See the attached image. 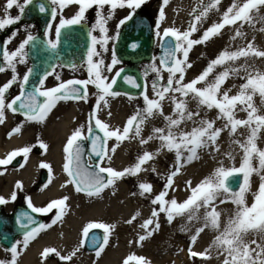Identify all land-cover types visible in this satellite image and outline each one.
Segmentation results:
<instances>
[{
	"label": "snow or ice",
	"instance_id": "snow-or-ice-1",
	"mask_svg": "<svg viewBox=\"0 0 264 264\" xmlns=\"http://www.w3.org/2000/svg\"><path fill=\"white\" fill-rule=\"evenodd\" d=\"M149 0H49L53 5L50 16L56 21L59 16V23L54 28V39L47 41V46L51 50H56L63 30L71 29L74 26H82L86 23V13L95 8L96 20L91 26L88 37L90 40L86 53L84 66L72 65L75 71L78 67H85L87 78L84 80L70 79L61 81L57 74L55 79L60 81L57 86L45 89V81L52 76L53 71H48L39 80L40 87L32 91H27L33 70L29 68L27 74L22 78L18 76L17 65L27 64V47L35 42L36 36L30 32L14 51L7 50V45L18 35L13 32L11 36L3 42V66H0V73L11 72L10 79L0 86V124L5 122L7 111L21 114L28 122L38 124L44 123L48 115L56 108L61 101H83L88 102L90 98L89 86L96 91V103L89 114L87 123V134H83L81 128H77L67 139L63 148L64 163L63 171L67 174L68 183L74 186L75 193H83L89 199H102L106 190L114 188L117 181L126 177H136L141 172L148 171L144 167L154 161L165 150L175 154L173 169L166 177H163L165 184L163 190L151 199V204L158 206L151 211V218L140 224V228L146 233L138 236L133 241L138 245L151 238L160 228L159 216L164 214L169 224L177 217L184 218L187 223L181 227V231L188 233L194 229V234L190 240L195 244L198 237L205 230L215 233V238L211 245L203 253H196L189 248L191 257H199L207 261L210 259L220 260L221 264H264V149L258 146V142L264 138V71L256 66V60L264 59V50L255 43V37L251 41L244 31L245 26L255 31L264 33V0H232L230 6L220 11L223 0H197L198 7L194 8L190 15L192 20L189 27L181 31L176 28H165L160 30L161 22L165 20L166 14L163 6H167L170 0H162V7L159 10V19L156 23V36L161 40L163 55L155 58L145 69V77L149 73L155 74V79L151 81L150 90L153 94H148V85H145L142 93L143 107L138 108L134 115L127 119L122 128L111 129L108 123L102 122L97 113L108 109L110 99L126 95L119 91H114V86L119 79L132 88H140V84L131 76H121L123 69L115 72L109 79L108 74L120 63L115 51H112L111 62L106 64L105 55L110 51L109 43L117 39L121 26L133 20L137 10L146 5ZM34 0H6L0 15V31L7 27L18 24L26 14L29 6ZM76 6L77 11L71 18H65L62 13L66 8ZM18 9V14L13 17L10 10ZM128 9L129 14L117 23V34L109 36V23L114 19L117 10ZM41 14L49 10L45 4L38 5ZM210 14H218L219 19L214 22L202 35L193 39L195 33L200 31L204 22ZM257 25L261 27L257 28ZM51 30L53 26L48 25ZM230 28L233 32L230 40L245 41L234 50L225 47L215 59L209 61L207 67L196 78L186 81V73L193 67L189 62V55L197 45H205L213 38L222 35L223 30ZM99 33V36L93 33ZM135 50L137 45L133 44ZM217 68L222 69L217 72ZM167 73L166 81L163 73ZM215 73L210 80L209 77ZM239 78L243 83L238 86V91L230 95L232 88H225V84L230 79ZM14 85H19L20 94L8 101V94ZM259 97L260 103H255V97ZM40 98H43L42 100ZM129 100L135 99L129 96ZM172 106V114L166 115L163 110L164 103ZM195 102V109L189 105ZM215 109L217 115L215 119L207 118V113ZM238 112L246 113V118H237ZM108 116H111L109 111ZM162 118L164 127H153L151 134L146 138L143 136L144 127L155 118ZM224 121L222 127H216L217 121ZM193 126L190 130H185L188 123ZM22 127V126H21ZM21 127L15 128V132H21ZM93 128L102 135H97ZM243 129V132L239 130ZM227 131L231 141L229 151L225 153L230 161H235L233 146H238L242 152L239 167L235 163L231 167H225L224 161H220V166L215 171L203 179L195 187L189 180L186 182V190L190 195L183 202L176 199H167L169 190H175L174 178L181 174V170L193 161L201 158L200 153L208 151L209 154L220 152L218 143L222 132ZM243 136V139L239 137ZM114 140L113 145L109 141ZM137 140L140 145H147L152 141H159V149L155 152L143 151L138 155L133 166L124 170H115L110 166H101L110 163L117 149L125 142ZM89 141L91 155L87 163L84 160L85 149L83 142ZM40 148L47 149L44 143L39 144ZM31 148L25 147L22 151L12 152L6 159L0 160V165H7L17 155L27 156ZM97 157L99 162H93L91 157ZM41 168L51 169L48 164L42 163ZM151 171L156 173V168ZM3 173H0L2 175ZM106 174V176H105ZM259 177L258 190L253 192V202L249 205L246 201V194L251 190L252 177ZM242 178L238 184V190L231 187L232 181ZM51 180L49 181V183ZM17 189L22 186L17 183ZM48 187L43 185L41 191ZM139 194L141 196L151 195L153 185L147 182L138 183ZM115 192L113 191V195ZM135 195V193H133ZM17 199L16 192L11 195V201ZM65 196L47 204L46 207H35L31 198H27V206L32 213L46 215L53 209H57L55 218L50 224H38L37 220L23 213L17 224L24 229L23 239L14 243L9 249L10 258L0 260V264H19V258L29 244L34 241L41 232L50 229L57 222L62 221L66 214ZM219 201V203H217ZM9 203L8 199L0 197V205ZM231 203L235 206L229 214L226 222L222 223L224 211L220 205ZM140 216L139 212L126 223L132 225ZM155 225L149 230V226ZM199 225V226H197ZM91 229H102L104 232L102 240L94 234L89 237ZM115 230V225L103 223H89L83 229L79 247L70 254L61 256L54 248H45L41 252V264L54 254L61 261H72L82 247L84 240H89L93 248H97L95 256L99 258L109 244V239ZM213 253L215 256H213ZM150 264L144 257L130 255L123 264Z\"/></svg>",
	"mask_w": 264,
	"mask_h": 264
},
{
	"label": "bare ground",
	"instance_id": "bare-ground-1",
	"mask_svg": "<svg viewBox=\"0 0 264 264\" xmlns=\"http://www.w3.org/2000/svg\"><path fill=\"white\" fill-rule=\"evenodd\" d=\"M232 0H226L229 7ZM264 9L261 10L263 15ZM261 25H257L259 28ZM244 31L248 34L249 41L255 37L257 46L262 44L261 33L252 28L245 26ZM111 116H108V112ZM85 114V108L82 101H74L62 103L52 110L44 123H32L22 121L18 127H21V132H12L13 126L10 124L13 115L6 114L5 122L0 124V160L6 159L12 152L19 151L29 145L32 138L37 135L40 139L38 142L47 145L40 156H27L24 163L14 171H7L0 176V186L4 183L3 192L11 198L13 192H16L17 199H22L27 202V198L35 207H46L48 203L56 199H62L67 196L66 214L62 221L57 222L50 229L41 232V234L32 241L28 248L25 249L19 258V264H41V252L45 248L56 249L61 256L67 255L71 250L79 246L81 235L84 227L89 223H103L106 225H115V230L110 236L114 235L119 239L116 244L105 247L99 258L86 257L84 260L89 264H115V255L117 252L132 250L138 255H143L147 261L151 263L165 261L167 257L153 258L151 238L142 242V245H135L133 241L138 239L141 224L151 218L152 209L148 207L142 209L143 205L151 203V199L157 195L155 189L151 195L141 196L139 194L138 183L147 182L148 179L155 178L151 170L141 172L136 177H126L117 181L114 188L105 191L102 199H89L83 193H75L74 186L68 183L67 174L63 171L64 152L63 148L66 145L67 139L77 129L81 128L82 116ZM99 116L104 117L109 123L124 120L125 115L117 108L109 106L108 109L99 111ZM38 124V125H37ZM10 128V129H9ZM244 138V137H243ZM142 146V145H141ZM143 147V146H142ZM235 161L227 160L224 163L225 167H231L233 163H240L235 151ZM40 163L48 164L51 169V182L46 183L48 187L41 191L42 187L35 188L36 185V169ZM135 163H132L133 166ZM147 168H152L149 164ZM220 166V160L217 158L206 156L203 160L192 162L182 170V179L192 176V180L197 181L204 176H210L217 167ZM197 167L198 169H195ZM199 171V173L197 171ZM189 175V176H188ZM187 180V179H186ZM19 183L22 187L17 189L15 185ZM179 186V187H178ZM174 191L170 190L167 199L176 198L178 202H183L188 198V191L183 184L178 185L174 182ZM113 191L115 194L113 195ZM135 193V195H133ZM9 207V205H7ZM158 208V206L152 205ZM57 209H53L48 214H51V222L55 218ZM136 212L140 216L133 222L132 225L126 222L131 219ZM226 219L229 213L223 215ZM184 223L187 221L180 217ZM175 220V219H174ZM50 224V223H49ZM130 231V234H128ZM122 240V242H121ZM195 247L196 253H203L209 247L210 236L205 233L197 240ZM111 244V243H110ZM204 248V249H202ZM184 252H182L183 254ZM0 251V260L3 259ZM178 264L179 260L175 259ZM85 262V263H86ZM218 260L213 258L207 261L206 264H217ZM44 264H53L44 261Z\"/></svg>",
	"mask_w": 264,
	"mask_h": 264
},
{
	"label": "rangeland",
	"instance_id": "rangeland-1",
	"mask_svg": "<svg viewBox=\"0 0 264 264\" xmlns=\"http://www.w3.org/2000/svg\"><path fill=\"white\" fill-rule=\"evenodd\" d=\"M162 6H163L162 1H160L158 3V6H157L158 7L157 11H155V13L153 11V13L150 14V19H151L152 24H153V38H154L152 57L148 61H145V62H142V63H139L136 65L137 70L140 72V74L143 77L144 88H145L146 84L149 86L148 87V94L150 97L153 95L151 93V90H150V85H151V81L153 79H155V74L149 73L148 76L145 77L144 73H145V69L150 64H152L154 61L157 64L159 63L158 60L155 59V58H157L155 54H156V51L158 48V43L160 40V38L156 36V31H157L156 23L159 19L158 13H159V10ZM163 7L165 10L166 18L164 21L161 22L160 30L162 31L165 28L171 27V28H176V29H179L181 31H184L189 27V22L192 20V16L190 15V13H192L194 8L198 7V3H197V0H170V3L167 6H163ZM227 8H228V6L226 4V0H223L222 5L220 6V11L223 12ZM129 11L127 10L126 14H124L122 17L121 16L120 17L122 19H124L129 14ZM16 13L17 12L13 13L12 15L15 17ZM263 15H264V12H263ZM218 19H219L218 14H210L208 19L204 22L203 27L200 29V31L195 33L192 38L193 39L199 38L202 35L203 31L206 30L209 26H211L214 22H217ZM15 32L18 33V35L16 36V38L14 40L17 39L19 41L16 40V42H17L16 44L9 45L7 47V50H9V51H14L19 46V44L26 38V35H27L25 29H23V28L15 31ZM116 34H117V31L109 32V36L116 35ZM232 34H233L232 30L230 28H226L223 30V33L221 36L211 39L205 45H197L193 48V50L190 52V55H189V62L192 63L193 67L187 71L186 77H185L186 81H191L192 79L196 78L199 74H201V72L207 67L209 61L215 59L217 57V55L222 50H224L225 47H230L231 49L234 50L235 48H237L242 43H245V41H241L239 39L236 40L235 42H231L230 38H231ZM94 35L99 36V33L98 32L94 33ZM261 35H262L261 36L262 44L258 47L261 48L262 50H264V33H261ZM115 41L109 43L110 51L105 55L106 64L111 62L112 51H115V49H114ZM116 57H117V55H116ZM117 59L120 61V63L113 69L112 73L108 74L109 79H111V77L115 75L116 71H119L121 68L125 69V68L129 67V64L121 61L118 57H117ZM84 62L82 64H80L79 66H84ZM256 66L261 71H264V59L256 60ZM26 69H27V64L17 65V72H18V76L20 78H22L23 75L26 74ZM78 70H79L80 80L86 79L87 78V72L85 70V67H79ZM221 70L222 69L217 68L216 71L219 72ZM2 75H3V73H0V79L4 78V77H2ZM214 75H215V73L210 75L209 79L211 80L214 77ZM163 76H164V79L166 81L167 73L166 72L163 73ZM241 83H243V81H241L239 78L230 79L226 82L224 87L225 88H232V85L235 84L237 87L232 88V92L230 93V95H234L238 91V86ZM2 85L0 83V86H2ZM113 90L116 91L115 88ZM11 91H12V93L14 92V94L19 93L20 92L19 85H17L14 90L11 89ZM95 91L96 90L92 86H89L90 98H89L87 103L82 101L84 108H85V114H84V116H82L81 129L83 130V134H85V135L87 134V123H88L89 114L92 112L93 107L96 103L95 96L93 95L95 93ZM143 91H144V89H143ZM143 91H142V93H143ZM142 93L139 95H128V94H126V95H122L120 97H116L114 99H110V106L119 109L125 115V119L123 121L119 120V121H115L114 123H112V122L109 123L106 118L98 115L99 112L97 113L98 118L102 122L108 123L110 125L111 129L122 128L126 124L127 119L130 118L132 115H134L138 108L143 107ZM129 96L134 97L135 99L129 100L128 99ZM254 99H255V103L257 105H259V103H260L259 97L257 96ZM189 107L192 109H195V102H192L189 105ZM163 110H164V113L166 115L172 114V106L167 102L164 103ZM216 115H217V111L215 109H213L207 113V118L215 119ZM237 118H241V119L246 118V113L238 112ZM18 123L20 124V122H18ZM32 123L34 124L35 122H32ZM223 123H224V121H222V120L217 121L215 126L216 127H222ZM10 124L13 125L12 122ZM192 126L193 125L189 122L188 125L185 127V130H190ZM153 127H164V122H163L162 118L157 117V118L151 120L149 123L146 124V126L144 127V132H143V136L145 138L151 134V130ZM13 128L15 129L14 125H13ZM239 131L243 132L244 130L240 129ZM12 132H14V130ZM262 135H264V134H262ZM239 138L243 139V136H240ZM32 139L33 140L29 143V145L26 146V147L31 148V151L28 153L27 156L28 157L29 156H37L38 157L43 153L44 149L39 147V144L41 142H38L39 141L38 139H40V138L37 135H35ZM114 143H115L114 140L109 141L110 146L113 145ZM218 143L220 145V152H214L213 154H209L208 151L201 152L200 153L201 158L197 161L203 160V158H205L206 156H209V157L217 158L218 160L224 161V163H226L228 159H227L225 153L230 150L229 145L231 143L227 131L222 132ZM258 146L260 148L264 149V138H262L258 142ZM233 148H234V155H235V151H237V157L240 160L241 156H242L241 150L239 149L238 146H233ZM35 149H39V151L36 152ZM158 149H159V141H152L147 145H143V147L139 144V142L137 140L125 141L117 149V152L113 155L112 161L110 163L102 164L101 166H110L115 170H124V169L128 168L129 166H131L132 163H135L138 155H141L143 153V151L155 152ZM19 151H22V150H19ZM17 156L22 157L23 163H24V159L27 157V156H23V155H17ZM174 162H175V154L169 153L166 150L164 152H162L159 156H157L154 161L150 162V165L152 167L156 168V173H153L155 178L148 179V181L150 182V184L153 185V189L156 190L157 194H159L163 190V187L165 184V180L163 177H166L169 174L170 170L173 169ZM194 162H196V161H194ZM41 164L42 163H40L37 166L35 180L39 177L41 171H46L47 177H48L46 183H48V181L50 180V177H51V173L49 172V169L41 168L40 167ZM235 166L239 167V163L235 164ZM144 167L147 168L146 165ZM195 169H198V168L195 167ZM149 170H151V169L148 168V171ZM182 170H181V174L174 178V182H176L180 186H181V184L182 185L184 184L186 186V182L190 180L192 182V186L195 187L203 179L208 177V176H204L201 179H198L197 181L193 182V180L191 179L192 176H189V175H188L189 177L186 178L187 180L185 178L182 179V176H183ZM197 172L199 173V171H197ZM258 187H259V177L254 175L252 177L251 190L246 194V201L249 205L253 202L252 193L257 191ZM189 195H190V193L188 191V196ZM168 196L171 197L170 195H168ZM171 199H173V198H171ZM174 199H176V198H174ZM16 202L17 203H19V202L25 203L24 200H20V201L18 200ZM217 203H219V201H217ZM148 207L153 209L151 203H149L148 205H143L142 209L146 211V209ZM234 208H235V206L232 205L231 203L220 205V209H222L224 211V213L230 214L234 210ZM221 219H222V223H223V222H226L228 218L226 219L224 216H222ZM158 223L160 224V228L151 237V242L149 243V245L152 244V248L150 251L154 255L153 258H163V257H167V258L165 261H162L159 263L158 262L151 263V261H149L150 264H176L174 258L179 260L178 264H206L207 263L208 260L204 261V260L200 259L199 257H191L189 255V248H191L192 251H193V249L195 250V247H196L198 242L196 241L195 244H192L191 240H190L191 235L194 234V231H195L194 229L192 230V232H188V233L182 232L180 230L181 227L185 224L184 221L181 220L180 217H177L175 220H173V222L171 224H169L166 220L165 215L161 214L159 216ZM137 225L140 226V224H137ZM154 226H155L154 224L149 226V230L154 228ZM197 226H199V225H197ZM140 233L146 234L141 228H140ZM204 233L207 236L208 235L210 236V242L212 243V241L215 238V233H213L212 231H209V230H205V232L201 233L200 236H202ZM128 234H130V231H128ZM82 239H84L83 236L81 237V240ZM118 240L120 241V238L118 239L114 235L113 238L109 239V244L105 247H108L112 244L113 245L116 244L118 242ZM121 242H122V240H121ZM211 243L209 244V246L211 245ZM134 244L138 245L137 243H134ZM77 247H79V246H76V248ZM75 249H73V251ZM202 249H204V248H202ZM71 252H72V250L70 251V253ZM182 252H184V253L182 254ZM130 255H134L137 257H144L143 255H138V254L134 253L133 249L132 250L128 249V251L126 250V251L116 253V255H115V262L116 263L115 264H123L124 260L127 259V257ZM50 256L52 257L53 260L56 261V263H54L53 261H50V262H53V264H62V263L63 264H89L84 260V258H86L88 256L94 257L95 253H88V254L83 253V250L81 248L80 251L77 253V255L75 257H73V260L68 261V262L61 261L58 257H56L53 254ZM213 256H215L214 253H213ZM95 258H96V256H95ZM222 260H223V257H221L220 260H218L217 264H221ZM132 264H135V262H132Z\"/></svg>",
	"mask_w": 264,
	"mask_h": 264
},
{
	"label": "water",
	"instance_id": "water-1",
	"mask_svg": "<svg viewBox=\"0 0 264 264\" xmlns=\"http://www.w3.org/2000/svg\"><path fill=\"white\" fill-rule=\"evenodd\" d=\"M42 3L40 0H34L33 5L29 6L26 10V17H41L38 11V5ZM88 28L86 25L74 26L71 29L62 31L59 45L56 50H51L47 46V42L44 37L39 34L36 36L35 42L30 44L28 56L31 58L32 63V75L29 80V84L26 86L27 91H32L36 88L39 80L48 71H52L54 66L60 64L61 66L71 67L73 64H81L86 59V53L89 47ZM137 47L132 49V45ZM153 28L149 17L143 14H135L133 20L128 21L123 25L119 34L118 40L115 44V52L120 60L129 64L130 66L123 69L121 76L133 77L140 88H132L125 84L123 79H119L114 86L116 91L126 93L128 95H139L144 89L143 77L135 67L137 64L148 61L152 57L153 50ZM0 45L1 42H0ZM3 55V47L0 46V66L1 57ZM156 57L162 56L163 51L161 47V40H159L158 48L156 51ZM41 99V98H40ZM22 110L17 109V113L21 114ZM22 115V114H21ZM97 135H102L97 129L93 128ZM83 147L85 149L84 160L87 163L90 152V142L84 141ZM93 162L98 163L97 157H91ZM19 159L15 158L13 161V167L18 166ZM106 176V174H105ZM42 182L45 181V174H42ZM242 182V178H236L232 181L231 187L233 190H238V184ZM28 213L33 216L38 224L41 222V218L33 214L29 209L19 208L14 216L8 221H0V245L9 249L16 238L24 235V229H21L17 224V219L23 214ZM103 238V231L101 229H91L89 237L92 235ZM84 251L87 253L96 252L97 248H93L89 240H84Z\"/></svg>",
	"mask_w": 264,
	"mask_h": 264
},
{
	"label": "flooded vegetation",
	"instance_id": "flooded-vegetation-1",
	"mask_svg": "<svg viewBox=\"0 0 264 264\" xmlns=\"http://www.w3.org/2000/svg\"><path fill=\"white\" fill-rule=\"evenodd\" d=\"M40 1L43 4L46 5V7L48 8L49 11L47 13H44V14L40 13L41 17H36L35 15H34V17L33 16L32 17H26V18L22 17L21 21L18 24L12 25L10 27H7L3 31H0V42H1V44H3V42L6 41L11 36V34L13 32H15L17 30H20L22 28L25 29L26 33L30 32L34 36H38L39 34H41L44 37V39L46 40V42L49 39H54L55 38L54 37V28L58 25L60 17L58 16L56 21H53L51 19V16H50V10L53 7V5H51L49 3V0H40ZM160 1H162V0H149V2L146 5L142 6L141 9L137 10L135 14H143V15H146L147 17H149V19H150V14L153 13V11H154V13H155V11H157V8H158L157 6H158V3ZM5 3H6V0H0V15H3L2 8H3V5ZM127 10L128 9L117 10L114 19L108 25L109 32L117 31V23L119 22V20L122 19L121 17L124 14H126ZM76 11H77V7L76 6H71L69 8H66L64 10V12L62 13V15L65 18H71ZM15 12H17L16 13V15H17L18 14V9H16V8L11 9L10 10L11 16H13L12 14L15 13ZM95 20H96V10H95V8H93V9H90L86 13V23L83 24V25L87 26L88 31L90 30L91 26L95 23ZM150 21H151V19H150ZM151 23H152V21H151ZM49 24H51L53 26V28L51 30L48 28ZM122 27L123 26L120 27L118 35H119L120 31L122 30ZM117 39H118V36H117ZM117 39H116V41L114 43V46H115V44L117 42ZM16 40H12V42L10 44H8L7 47L9 45L16 44L17 43ZM17 41H19V40H17ZM29 46L26 49L27 52L29 51ZM4 50L5 49L3 47V51ZM26 59H27V69H26V74H27V70L29 68H32V63H31V58L29 56H27ZM73 65L79 66L80 64H73ZM1 66H3L2 57H1ZM78 69H79V67L77 68V70L74 71L72 69V66L71 67H65V66H61L59 64L55 65L53 70H52L54 74L52 76H49L48 79L45 81V85H44L45 89H50V88H52L54 86H57L58 83H60V81H57L55 79V75H57V74L61 77V81H68L70 79H80L79 70ZM11 75L12 74H11L10 71H7L6 73H3L2 77H4V78L0 79L1 85L6 83L10 79ZM16 86L17 85H14L12 90H14ZM38 87H40L39 83L37 84L36 88H38ZM13 94H14V92L12 93V91L10 89L9 94H8V101L9 102H10V100L12 98H15L16 95H19L20 92L17 93V94H14V95ZM42 99L43 98H41V100ZM68 102H74V101H67V102L61 101V102H59L57 104V106L62 104V103H68ZM8 113L13 115V119H12L11 122L15 126V128H17L19 126L18 122L21 123L22 121H26L24 116L19 114V113H17V112L13 113L12 111L9 110V111L6 112V114H8ZM35 151L38 152L39 149H35ZM15 158L19 159L18 164H19V167H20L23 164L22 157L16 156ZM24 161H25V159H24ZM12 165H13V160L11 161V163H9L7 165H0V173L5 174L7 171H14V170H17L19 168V167H13ZM43 173L45 174V181L44 182H42V180H41ZM47 179H48V177H47L46 171H41L39 177L36 179L35 188H39V187H42L43 185H45ZM3 188H4V183L1 184V186H0V197L8 199L9 203L4 204V205H0V221H8L9 219H11L14 216V214L16 213L17 209H19V208L29 209L28 206H27V202L26 201H25V203L24 202L23 203H20V202L17 203L16 201H18V200L11 201V198L9 196H7L3 192V190H4ZM20 200H22V199H19V201ZM7 205H9V207H7ZM33 214H35V215H37V216H39L41 218L40 224H49V223H51V218H52L50 216L51 214H46V215H40V214H37V213H33ZM22 239H23V236L16 238L14 240L13 244L16 243L17 241L22 240ZM82 250H83V253H85L83 248H82ZM0 251L3 254L2 255L3 259L2 260H7V259L10 258V252H8L7 248H5L4 246L0 245ZM45 261L46 262L47 261L48 262L53 261L54 263H56V261L53 260L51 256ZM53 262H51V263H53Z\"/></svg>",
	"mask_w": 264,
	"mask_h": 264
}]
</instances>
